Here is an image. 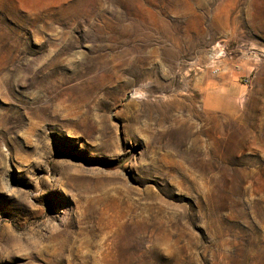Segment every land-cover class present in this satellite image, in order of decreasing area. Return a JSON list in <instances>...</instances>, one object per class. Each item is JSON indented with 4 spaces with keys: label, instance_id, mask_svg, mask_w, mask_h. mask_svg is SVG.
<instances>
[{
    "label": "rangeland",
    "instance_id": "obj_1",
    "mask_svg": "<svg viewBox=\"0 0 264 264\" xmlns=\"http://www.w3.org/2000/svg\"><path fill=\"white\" fill-rule=\"evenodd\" d=\"M0 264H264V0H0Z\"/></svg>",
    "mask_w": 264,
    "mask_h": 264
}]
</instances>
